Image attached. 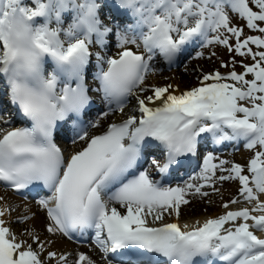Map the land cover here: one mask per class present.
Wrapping results in <instances>:
<instances>
[{
  "label": "snow or ice",
  "instance_id": "6c2138e0",
  "mask_svg": "<svg viewBox=\"0 0 264 264\" xmlns=\"http://www.w3.org/2000/svg\"><path fill=\"white\" fill-rule=\"evenodd\" d=\"M0 186V264H264V0H0Z\"/></svg>",
  "mask_w": 264,
  "mask_h": 264
},
{
  "label": "bare ground",
  "instance_id": "6f19581e",
  "mask_svg": "<svg viewBox=\"0 0 264 264\" xmlns=\"http://www.w3.org/2000/svg\"><path fill=\"white\" fill-rule=\"evenodd\" d=\"M179 65L180 64H178V66ZM194 65H196L198 67V69L203 67L198 62H195ZM190 69H191V67H190ZM181 76H182V74L180 72H177V70L173 71V74L171 76H168L164 72H162V73L158 72L153 76L152 82L154 84L163 86L165 84L170 83L169 81H171L172 84L179 85L182 91L187 90L188 88L198 84L197 79L195 80V82H192L191 80H185V79L180 80ZM169 77H170V79H176V80H167ZM173 82H175V83H173ZM113 119L114 120L118 119V117L113 116ZM81 144H82V142H80V144H78L76 146H72L70 143L68 145V148L72 147L73 149L78 150V148L81 146ZM243 153L244 152H242L241 154H243ZM224 158L237 160L238 157H235L233 155H224ZM229 192H234V191L228 185H226L224 188V196L226 197V195H228ZM0 195L6 196L10 203H15V204L21 205V211H22V209L25 205V201H23L21 198H19L16 194H14L10 191L5 192V190L3 188H1V186H0ZM210 199L212 201L211 204L208 203V198H205V199H201L199 197L194 198V204H193L194 211L185 213L186 217L194 218L195 216L201 215L200 220H201V222H203V220L208 218L209 216L221 214L223 212V209L220 207V205H221L220 198L218 196L213 195L212 197H210ZM30 207L33 209V211L38 212L37 218L32 222V224H34L37 228H39L42 231L43 222H44L43 213L38 209V206L34 202L30 203ZM204 209H208V211H204ZM14 227H16L19 230V228L22 227V225H14ZM55 247L59 248L60 250H68V251L79 250V251L89 252L90 254H92L94 256L97 254V251H98V250H95V248H93V247L90 248L89 246H75L72 243L68 242L65 238H62V237L57 238V243H56Z\"/></svg>",
  "mask_w": 264,
  "mask_h": 264
},
{
  "label": "rangeland",
  "instance_id": "374dc122",
  "mask_svg": "<svg viewBox=\"0 0 264 264\" xmlns=\"http://www.w3.org/2000/svg\"><path fill=\"white\" fill-rule=\"evenodd\" d=\"M215 50V49H213ZM209 54V51L206 50V55ZM221 54L225 56V59H227V53H225L222 49H221ZM195 62H198L199 64H201L204 68L205 71H210L216 67H219V61L218 60H192L189 59L188 61L181 63L178 68H175L171 71H163L165 74H167L168 76H171L173 74V71L180 72L182 74L181 79L180 80H191L192 82H195L196 77L199 75V71H198V67L195 64ZM191 67V69H190ZM240 71H242L243 69H238ZM221 71H224V69H221ZM156 74V73H155ZM154 74V75H155ZM167 80H176V79H170V77ZM170 83H172L171 81H169ZM175 83V82H173ZM242 152H244L243 154H241ZM237 155H233L235 157H238L236 161L238 162H245L248 159V156L250 155V153L246 150V151H242ZM241 154V155H240ZM231 189H233L234 191V186L233 185H228ZM234 197V192H229L228 195H226V197L224 196V200H227L229 198ZM196 219H201V215L199 216H195L194 218H191V222H194ZM183 222V221H182Z\"/></svg>",
  "mask_w": 264,
  "mask_h": 264
}]
</instances>
